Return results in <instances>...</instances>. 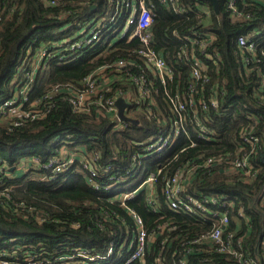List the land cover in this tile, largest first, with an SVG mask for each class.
<instances>
[{
  "label": "built area",
  "instance_id": "obj_1",
  "mask_svg": "<svg viewBox=\"0 0 264 264\" xmlns=\"http://www.w3.org/2000/svg\"><path fill=\"white\" fill-rule=\"evenodd\" d=\"M40 1L46 7L61 8L60 16L55 17L57 20L73 16L75 0ZM106 1L108 9L97 8L94 0H80V6L89 7L85 12L89 16L84 13L82 19L64 23L50 33V38L46 40H30L18 69L22 75L17 87L0 106V123H6L10 131L27 122L45 118L57 103L66 102L74 113L115 120L111 132L120 131L131 124L117 116L115 102L119 98L123 99L128 104L123 112L127 119L136 120L134 117L139 114L138 111H142L146 119L159 125L156 133L153 132L144 142L135 144L138 151L132 156V170L126 173L123 180L111 176L107 178L106 184L96 181L98 174L104 176L109 171L98 170V153L87 154L82 148L75 149L74 155L70 154L66 158L62 157L61 151L67 148H61L58 158L49 160L43 168L53 167V173H60L78 161L87 173L86 182L93 191L102 192L110 201H119L122 206L125 201L134 199L143 191L148 212L158 216V220L146 227L135 212L124 207L130 215L132 228L126 230L124 235L121 232L112 233L111 240L101 248L78 246L76 242H70L65 244L66 250L59 251L53 258L46 257L43 251L31 257L25 253L19 254L18 250H2L0 264H146L152 255L154 264H164L166 253L170 255L171 264H199L201 250L232 258L235 264H258V257L255 254L251 256L246 242L251 228L249 217L242 209L230 216L235 208L233 198L227 194L190 192L189 189L194 175L202 169L218 167L220 173L236 177L244 183L257 177L259 168L254 164V157L260 148V139L254 134V128L261 115L246 116L248 122L239 131V143L234 152L208 156L202 160L198 154L195 160H186L170 174L164 173V169L175 161L178 154L195 148L198 140L213 141V130L209 126L211 113H223L220 102L225 92L219 83L214 84L210 86L206 97L205 84L208 79L204 59L199 54L209 61L214 59L207 48L215 37L198 30L188 36L173 33L172 36L182 45L178 51L179 62L184 60L189 70L186 79L181 80L179 74L175 77L167 65L163 50L154 45L151 5L147 6L145 0ZM160 2L166 5L174 0ZM225 3L230 19L246 21L249 18L248 14L235 7L234 0H225ZM173 10L178 13L181 11L176 8ZM120 43H123L122 52L125 56L94 66L79 81L57 83L42 96H34V80L38 73L53 64L72 66L88 55L105 60L108 53L116 50L115 46ZM236 45L243 68L247 72L251 66L258 68L259 85L253 88V92L258 104L263 105L264 20L260 30L238 37ZM160 97L162 109L158 102ZM180 142L185 145L178 146ZM139 159L145 160L143 164H140ZM149 159L159 161L151 163ZM25 160L35 162L32 169L37 167V160ZM21 165L17 170H29ZM139 173L144 176L135 184L133 182ZM1 174L11 177L9 172L2 169ZM121 182L125 183L124 187L130 186L132 189L117 188L116 185ZM0 197L10 199L9 189L0 191ZM162 204L170 213L192 217L196 226L202 227L209 223L212 227L200 235L179 236L177 232L180 227L167 219ZM16 207L24 205L17 203ZM202 264H206V260Z\"/></svg>",
  "mask_w": 264,
  "mask_h": 264
},
{
  "label": "trees",
  "instance_id": "obj_2",
  "mask_svg": "<svg viewBox=\"0 0 264 264\" xmlns=\"http://www.w3.org/2000/svg\"><path fill=\"white\" fill-rule=\"evenodd\" d=\"M79 2L75 0L73 4V16L57 20L55 17L60 16L61 8L46 7L40 0H0V106L17 87L22 75L18 69L30 40H46L57 27L82 19L89 7L80 6ZM94 2L97 8L108 9L106 0ZM145 2L147 6L151 5L153 14L151 30L154 45L163 50L167 65L175 77L179 74L181 80L186 79L189 70L184 60L179 62L178 51L182 45L172 36L173 33L188 36L198 30L214 35V42L207 48L214 59L209 61L199 54L204 59L208 79L205 95L208 96L210 86L218 83L225 92L220 102L223 113H211L209 126L213 130V141L198 140L195 148L178 154L164 173L170 174L186 160H195L198 154L202 160L234 152L239 143V131L248 122L246 116L261 115L254 128V134L260 139V148L254 157V164L259 168L257 177L244 183L220 173L218 167L202 169L194 175L189 191L231 196L235 208L230 216L242 209L249 217L248 249L251 256L255 254L258 257V264H264V104H258L253 92V88L259 85L258 68L251 66L248 72L243 68L236 45L238 37L261 29L264 0H234L235 7L249 15L246 21L230 19L225 0H217L218 14L209 0H174L166 5L160 0ZM173 8L181 11L175 12ZM85 15L89 16V13ZM122 48L123 43L117 44L116 50L108 53L105 60L88 55L72 66L53 64L36 75L34 96H42L57 83L81 80L94 66L125 56ZM158 102L162 109L161 97ZM138 113L134 117L138 124H129L123 130L112 132L115 120L74 113L66 102L57 103L45 118L27 122L10 131L6 123H0V170L11 175L9 178L0 175V191L8 188L10 197L8 200L0 197V251L18 250L19 254L31 257L43 251L46 257L53 258L59 251L66 250L65 244L70 242L101 248L111 240L112 233L124 235L132 228L130 215L124 207L135 212L146 227L152 226L158 216L148 212L143 191L122 206L119 201H110L102 192H95L88 186L87 173L78 161L60 173H53V167L43 168L49 160L58 158L61 148L66 147L69 151L82 148L87 154L98 153V170L109 171L104 176L97 172L96 181L106 184L111 176L123 180L132 170V156L138 151L135 144L144 142L159 128L155 122L146 119L142 111ZM184 145V142L178 144L180 147ZM25 159L37 160V167L26 172L17 170ZM139 160L140 164L145 161ZM148 161L155 163L159 160ZM133 174L135 176V171ZM143 176L139 173L133 183L138 184ZM124 186L123 182L116 185L123 190L132 189ZM17 203L24 207H16ZM162 210L167 219L180 227L179 236L200 235L212 227L209 223L196 226L192 217L170 213L164 204ZM165 255L164 264H171L169 253ZM153 260L152 255L146 264H154ZM205 260L206 264H235L232 258L199 251V264Z\"/></svg>",
  "mask_w": 264,
  "mask_h": 264
},
{
  "label": "water",
  "instance_id": "obj_3",
  "mask_svg": "<svg viewBox=\"0 0 264 264\" xmlns=\"http://www.w3.org/2000/svg\"><path fill=\"white\" fill-rule=\"evenodd\" d=\"M212 7H213V10L216 14L219 13V10H218V2L217 0H209ZM115 105L118 109V112H117V116L121 119V120H125V121H128L130 122L131 124L133 125H136L138 124L137 120H131V119H127L125 116H124V108H126L128 106L127 103H125V101L121 98L117 99L116 102H115Z\"/></svg>",
  "mask_w": 264,
  "mask_h": 264
},
{
  "label": "rangeland",
  "instance_id": "obj_4",
  "mask_svg": "<svg viewBox=\"0 0 264 264\" xmlns=\"http://www.w3.org/2000/svg\"><path fill=\"white\" fill-rule=\"evenodd\" d=\"M60 151H61V149H60ZM70 154L74 155V151H68L65 148H63L61 151V155L63 158L68 157ZM33 163H35V162H33L31 160H24L20 163V164H22L20 167H23L25 170H27V169L34 167Z\"/></svg>",
  "mask_w": 264,
  "mask_h": 264
}]
</instances>
